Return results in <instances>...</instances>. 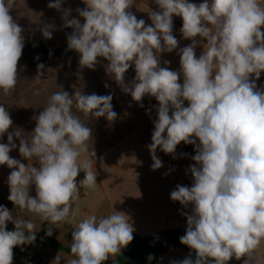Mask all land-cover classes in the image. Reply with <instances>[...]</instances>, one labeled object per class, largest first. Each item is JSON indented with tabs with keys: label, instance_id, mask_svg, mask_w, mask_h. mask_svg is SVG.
Instances as JSON below:
<instances>
[{
	"label": "clouds",
	"instance_id": "1",
	"mask_svg": "<svg viewBox=\"0 0 264 264\" xmlns=\"http://www.w3.org/2000/svg\"><path fill=\"white\" fill-rule=\"evenodd\" d=\"M82 2L85 7L76 8L75 17L71 8L62 7L64 0H52L48 7L60 11L63 26L73 29L67 48L79 53L81 68L94 70L103 58L106 74L133 101L141 107L145 96L158 102L147 145L151 169L163 167L158 148L175 158L179 144L194 145V163L187 169L192 184H177L170 199L184 209L191 206L190 212H181L187 227L179 239L195 258L190 252L170 264H228L233 258L264 264V87L256 83L264 72V0H154L157 8L147 12L151 24L131 11L135 0ZM16 3L0 0V90L5 95L18 83L25 47V30L10 14ZM173 17L182 19V38L191 41L185 47H179L173 35ZM38 26L43 38H52V24ZM198 46L203 49L199 56ZM174 51L179 70L161 67V55ZM133 65L135 76L126 83L125 74ZM44 68L37 65L34 80H41ZM112 99L111 94L79 90L54 92L33 116L30 139L19 128L9 131L13 120L0 105V140L7 134V143L0 142V165L11 169L8 200L15 208L52 225L74 215L80 187L93 189L97 184L92 171L96 154H89L88 143L92 128L84 121H115ZM17 147L27 164L10 155ZM81 171L84 176L78 181ZM33 186L35 196L30 195ZM8 222L14 230H7ZM135 231L123 211L88 215L71 233L73 258L67 264H104L121 254ZM36 232L31 220L14 217L0 205V264H13V249L23 251L33 244ZM46 235H52V228ZM153 259L149 254L147 260ZM61 261L57 254L51 264Z\"/></svg>",
	"mask_w": 264,
	"mask_h": 264
},
{
	"label": "crops",
	"instance_id": "2",
	"mask_svg": "<svg viewBox=\"0 0 264 264\" xmlns=\"http://www.w3.org/2000/svg\"><path fill=\"white\" fill-rule=\"evenodd\" d=\"M80 1L84 5L82 0ZM50 2L52 0H17L16 7L11 10L10 14L25 30L23 33L25 46L36 40H41L49 50L67 46L68 35L63 26L62 13L49 8ZM189 2L199 4L202 0H189ZM62 7L71 8L72 17H75L77 16L75 9L81 8V5L78 0H64ZM156 8L154 0H135L131 11L138 19H144L146 24H151L147 12ZM173 21V35L178 39L179 47L189 45L191 41L183 39L180 33L182 19L173 17ZM38 22L54 26L51 39L43 38ZM202 51V47L198 46L197 56ZM98 59L100 62L96 64L94 70L80 67L77 52L63 59H51L44 63V75L39 81L34 80L37 68L20 67L15 89L7 95L0 90V105L6 107L13 120V127L9 131L19 128L24 132L25 137L30 139V133L36 124L33 116L38 115L46 107L49 96L54 92L65 90L72 94L74 90H79L84 94H111L113 110L118 114L117 119L109 122L101 117L84 121L92 128L93 140H89L88 143L89 154L92 150L96 154V158L93 157L92 171L97 173V184L93 189L86 190L83 186L80 187L79 198L72 205L74 215L67 218L65 225L74 230L75 226L88 215L107 216L114 208L131 217L136 229L133 236L146 238L163 231H186V217L181 215V212H190L191 206L184 209L179 202L170 199V193L177 184L191 186L192 177L190 173H187V169L194 163L191 159V156L195 155L194 145H186L183 142L179 144L175 158L158 148L156 154L162 160L163 167L153 171L151 169L153 161L147 145L152 142L153 121L157 118L154 106H157L158 102L154 97L145 96L142 101L143 107H141L106 74L104 64L107 61L103 58ZM179 59L176 51L163 53L161 67L167 66L172 70H179ZM165 60L170 61V64L164 65ZM134 76L133 65L125 74V82L131 81ZM182 80L181 76V83ZM256 83L258 87H264V72ZM105 84L109 87L106 88ZM37 90L39 94H36ZM149 109H151L150 113ZM73 111L75 112V109ZM81 119H84L83 116ZM0 142L7 143V134ZM15 142L19 144L18 139ZM10 155L25 164L28 163L20 156L18 147ZM34 166L38 164L34 163ZM10 171L11 169L6 165H0V204L4 206L12 204L8 200L7 185ZM165 173L168 175H164ZM80 174L84 176L83 171ZM83 176L77 180L83 179ZM30 195L35 196L34 186L30 189ZM18 212L21 213L20 210ZM23 213V215H29L26 212ZM130 247L132 242L126 248ZM23 248V251L20 248L18 255L17 250H13V264H22L21 259L29 255V249H34L49 264L54 259L48 250L41 251L34 247ZM261 251L264 252V245L261 246ZM187 255L184 248L177 247L159 255L155 264H170V261L180 260ZM61 264H67L66 259L61 261ZM237 264H242V260H239Z\"/></svg>",
	"mask_w": 264,
	"mask_h": 264
},
{
	"label": "trees",
	"instance_id": "3",
	"mask_svg": "<svg viewBox=\"0 0 264 264\" xmlns=\"http://www.w3.org/2000/svg\"><path fill=\"white\" fill-rule=\"evenodd\" d=\"M78 1L81 5V8L85 7V5H83L80 0ZM64 29L67 35L71 34L73 31L71 28L64 27ZM73 53H76V51L68 50L67 46L49 50L45 47L41 40H36L24 47L22 57L18 62V69L22 66H28L29 68L34 69L37 68V65L40 63L44 64L54 58L63 59L72 55ZM82 176L83 175L80 174L77 179ZM72 231L73 230H71L67 235V241L69 242V245H63L62 243L43 234L38 236L33 244L25 245L23 247H47L56 251H64L65 253L72 256L70 252ZM184 234V230H173L158 232L146 238L134 236V239L132 240V247L122 250L120 255H116L112 260L105 261L104 264H155V260L159 255H162L177 247L184 248L188 255L191 252L193 258H195V252L180 243L179 238ZM18 248L21 247H15L13 250ZM149 254L154 256V259L151 262L147 260ZM238 262L239 260H235L233 258L228 262V264H237Z\"/></svg>",
	"mask_w": 264,
	"mask_h": 264
},
{
	"label": "rangeland",
	"instance_id": "4",
	"mask_svg": "<svg viewBox=\"0 0 264 264\" xmlns=\"http://www.w3.org/2000/svg\"><path fill=\"white\" fill-rule=\"evenodd\" d=\"M6 207L12 211L13 213V216L16 217L18 216V218L20 219H24V220H31L34 224H35V230L37 231L36 232V238L38 236H41V235H46V232L48 231V228H52V235L51 236H48L60 243H62L63 245H69V242L67 241V235L68 233L73 230L72 228H67L68 225L66 226L65 225V221L64 222H60L56 225H52L48 222H44V221H41L38 217H36L35 215H23L24 213L21 212L19 213L18 211V208H15V206L13 204H9V205H6ZM70 227V226H69ZM7 230H14V225L11 223V222H8L7 223ZM47 236V235H46ZM34 248L36 249H40L41 251L43 250H48L49 252H51L52 254V257L55 258V256L57 254H59L62 258V261L66 259V261H68L69 259L73 258L71 255L63 252V251H56V250H53L51 248H44V247H35ZM126 249H129V248H124V250ZM17 250L16 251V254L18 255L19 254V250L20 248L18 249H15ZM30 252H29V255H25L22 257L21 261H22V264L23 263H26V264H49L43 257L39 256V254L33 249H29ZM19 251V252H18ZM115 256H111L109 258V260H112L114 259Z\"/></svg>",
	"mask_w": 264,
	"mask_h": 264
}]
</instances>
